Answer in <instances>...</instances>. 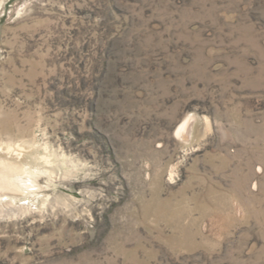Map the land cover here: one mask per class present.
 <instances>
[{"label": "rangeland", "instance_id": "rangeland-1", "mask_svg": "<svg viewBox=\"0 0 264 264\" xmlns=\"http://www.w3.org/2000/svg\"><path fill=\"white\" fill-rule=\"evenodd\" d=\"M1 174L0 264H264V0H0Z\"/></svg>", "mask_w": 264, "mask_h": 264}, {"label": "bare ground", "instance_id": "bare-ground-1", "mask_svg": "<svg viewBox=\"0 0 264 264\" xmlns=\"http://www.w3.org/2000/svg\"><path fill=\"white\" fill-rule=\"evenodd\" d=\"M191 122H192V120H191V118H188V119H186L181 125H180V127H179V129H178V135L180 134V133H183V132H185V133H188L189 132V129H190V124H191ZM3 166H4V169L6 170V171H10V172H13V171H17V170H19V168H18V166H15V165H13V164H7L6 162H3ZM1 176H3L2 174L0 175V188H3V187H6L5 185H9V187L8 188H10V187H14V189H15V186H17L15 183H13V182H8V180H7V182H4V181H2V177ZM13 181V180H12ZM18 187V186H17Z\"/></svg>", "mask_w": 264, "mask_h": 264}]
</instances>
